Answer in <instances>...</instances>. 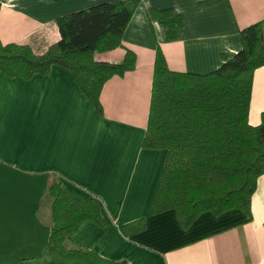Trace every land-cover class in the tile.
Segmentation results:
<instances>
[{
  "label": "crops",
  "instance_id": "crops-1",
  "mask_svg": "<svg viewBox=\"0 0 264 264\" xmlns=\"http://www.w3.org/2000/svg\"><path fill=\"white\" fill-rule=\"evenodd\" d=\"M119 0H0V42L42 53L60 39L55 19L91 5ZM140 0L122 36L136 55L133 70L108 79L96 112L70 73L52 65L28 80L0 71V264H17L45 250L50 235L47 182L56 176L75 198L102 201L106 226L90 221L68 237L72 246L129 264H264V173L242 210L201 214L181 229L174 210L152 215L166 160L164 149L142 146L159 47L176 72L207 74L240 48L239 29L264 19V0ZM174 8L184 19L176 39L149 23L147 9ZM125 50L96 54L119 63ZM264 111V67L255 69L248 121ZM144 218L145 230L126 236L121 226Z\"/></svg>",
  "mask_w": 264,
  "mask_h": 264
},
{
  "label": "trees",
  "instance_id": "trees-1",
  "mask_svg": "<svg viewBox=\"0 0 264 264\" xmlns=\"http://www.w3.org/2000/svg\"><path fill=\"white\" fill-rule=\"evenodd\" d=\"M140 0L100 2L55 19L60 39L42 53L27 44L0 42V71L28 80L49 73L52 65L67 70L96 112L103 114L104 83L134 69L136 55L124 47L122 36ZM228 0H203L211 7ZM149 23L162 25L167 41L176 39L184 19L174 8L147 9ZM240 50L207 74L171 70L157 47L153 65L148 120L142 146L167 151L152 215L174 210L183 230L206 212L214 216L242 210L252 219L251 199L264 173V111L252 125L248 113L255 69L264 67V19L240 28ZM123 48L119 63L101 61L96 54ZM50 203V235L45 250L17 264H129L110 260L68 237L82 223L103 228L102 201L80 200L51 175L46 187ZM146 228L140 218L123 224L126 236Z\"/></svg>",
  "mask_w": 264,
  "mask_h": 264
}]
</instances>
